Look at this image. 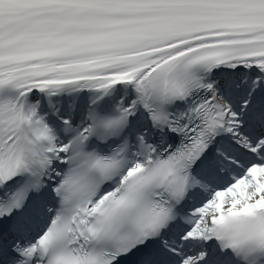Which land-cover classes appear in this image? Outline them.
<instances>
[{
	"label": "snow or ice",
	"instance_id": "obj_1",
	"mask_svg": "<svg viewBox=\"0 0 264 264\" xmlns=\"http://www.w3.org/2000/svg\"><path fill=\"white\" fill-rule=\"evenodd\" d=\"M0 264H264V0H0Z\"/></svg>",
	"mask_w": 264,
	"mask_h": 264
}]
</instances>
